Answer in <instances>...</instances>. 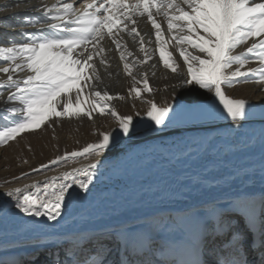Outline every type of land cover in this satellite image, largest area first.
Segmentation results:
<instances>
[{
	"label": "snow or ice",
	"instance_id": "snow-or-ice-1",
	"mask_svg": "<svg viewBox=\"0 0 264 264\" xmlns=\"http://www.w3.org/2000/svg\"><path fill=\"white\" fill-rule=\"evenodd\" d=\"M43 15L55 22L39 24V28L54 31L33 34L26 42L23 36L20 41L15 38L8 41L5 36V46H0V61L7 64L0 67V73L6 74V79L0 80V88L8 93L5 97L0 92V100L5 103L18 102L5 109L9 115L4 117L0 144L16 139L25 131L39 129L53 118H92L94 113L115 116L119 127L127 135L132 128L133 117L120 116L112 107L111 102L122 100L123 96L96 90L100 76L94 57L99 58V63L107 68L108 59L102 42L110 41L120 53L123 71L133 78L134 86L129 89V94L141 98L142 89L136 87V83H142L144 91L152 92L147 72L143 73L140 81H136L133 75L134 67L146 65L156 52V49L147 46L150 44V40H145L147 34L141 35L137 28L142 18L150 22L155 30L159 59L163 66L183 77L181 87L192 85L188 91L195 92L196 86H199L214 94V98L200 102L199 98L181 92L175 106L166 104L161 107L152 100L146 101L150 106L146 116L155 125H196L209 115L224 116L226 112L227 117L242 128V122H247L251 110L256 107L246 99L227 95L225 89L234 87L241 82V78L249 76H254L255 82L264 84V0H83L79 8L74 7L72 2L55 0L51 6L44 5ZM157 17L166 20L170 39H165L164 29ZM27 23L31 24L32 21L28 20ZM123 33L132 37L133 41L138 40L142 58L137 56L129 62L133 53L127 50ZM250 39L253 42L245 52L235 53L240 45ZM171 41L176 42L186 72L180 70V65L168 50ZM249 56L258 60L259 67L242 71L249 63ZM233 65L238 67L233 69ZM151 67L155 68V65ZM17 73L27 75L18 77ZM185 99L187 103L183 102ZM110 142L111 133L106 132L99 143L88 144L79 152L65 153L50 163L78 156H99ZM95 169L94 162L86 168H74L60 176L46 178L43 183H30L9 190L6 196L14 200L12 207L23 213L57 221L66 197L71 198L73 194L69 190L73 185H78L85 192L89 191ZM253 211L249 196L242 193L226 208L211 206L203 211L188 210L161 222L158 227L174 237L170 244L179 253L170 264H235L228 259L230 255L239 257L240 264H247L246 259L241 257L247 234L240 232L236 224ZM259 217L260 246L264 248V197L260 202ZM225 228L226 231L223 230ZM117 231L120 234L121 230ZM151 231L152 225L149 224L137 234L143 237L146 252L153 251ZM135 239L134 235L124 236L123 251L117 249V258L112 264H138L132 255L136 249L131 242ZM213 253L215 258H210ZM92 254L99 256L101 252L93 248ZM220 256L225 259H219ZM99 264H108V257L105 256Z\"/></svg>",
	"mask_w": 264,
	"mask_h": 264
},
{
	"label": "bare ground",
	"instance_id": "bare-ground-1",
	"mask_svg": "<svg viewBox=\"0 0 264 264\" xmlns=\"http://www.w3.org/2000/svg\"><path fill=\"white\" fill-rule=\"evenodd\" d=\"M62 2H72L74 7L79 8L83 0ZM53 3L55 0H0V46H5V36L8 41L13 38L20 41L23 36L26 42L33 34L41 35L54 31L38 26L55 22L43 15L44 5L51 6ZM28 20L32 23L28 24ZM157 21L164 29L165 39H170L171 33L167 31L166 20L157 17ZM137 28L141 35L147 34L145 40H150L147 46L156 49V52L146 65L134 67L133 75L136 80L142 77L144 72L148 73V78L153 76L156 67L160 68L162 63L159 59L155 30L150 22L142 18ZM122 36L123 42L127 44V50L133 53V57H129V62L137 56L142 58L138 40L133 41L126 33ZM252 42L250 39L240 45L235 53L245 52ZM102 43L106 50L108 65L106 68L104 64L99 63V58L94 57L100 76V80L96 82V90L101 92L106 90L116 96L118 87L126 85L130 76L123 71V62L119 59L120 53L115 46L107 40ZM168 50L174 57L176 56L174 59L180 62V70L186 72V65L182 62L175 41L170 42ZM248 58L249 62L254 60L252 56ZM153 64L155 68L151 67ZM4 66L7 64L0 61V67ZM244 69L251 67L245 66ZM3 75L0 73V77ZM178 77L183 79L182 76ZM187 87L191 89L193 86ZM198 87L196 86V89ZM238 89L233 94L226 90V94L233 98L237 95L238 98L248 100L251 105H260L261 98H264V91L253 98L257 90L255 87L246 91H242L241 87ZM175 90L179 89L176 87ZM209 98H214V94H203L199 101L207 102ZM216 102L219 104L218 100ZM1 103L5 102L0 100ZM94 116L98 119L97 114ZM133 117H137V109H134ZM152 122L145 116L144 125ZM242 124L244 125L242 128L238 127L230 117H227L226 112L224 116L212 114L196 125H171L169 132L162 130L161 133L136 138L125 146L115 147L105 159L93 161L96 163V169L89 191L85 192L78 185H73L69 190L73 193L71 195V198H74L73 203L71 202L69 207H63L57 221L48 220L46 216L29 215L12 207L14 200L7 197L6 192L30 183H43L46 178L60 176L74 168H86L92 163L42 174L15 184L0 185V247L15 245V242L21 241L23 237L24 242H37L36 247L42 250L43 244L49 242L59 246L70 237L78 240L83 237L90 239L104 232H115L121 242L127 235L142 238L140 243L145 248L143 237L137 234L151 224V238L165 242L176 258L179 253L170 244L174 237L158 227L161 222L167 221L169 217L182 215L188 210L200 211L211 206L219 208L222 205L228 206L243 193L249 196L254 211L243 218L244 226L241 232L247 234V241L245 240L244 248L241 250V257L246 259L247 264H262L264 248L260 246L259 205L264 197V118H248L247 122ZM114 132L118 139L123 141L126 135L119 126ZM130 158L136 160L134 170L126 168L127 159ZM71 198L66 197L65 201H70ZM217 228L219 230V225ZM117 230H121L120 234ZM252 236L259 243L257 247L249 245ZM147 253L152 255V251ZM228 259L240 264V258L235 255H230ZM24 263V254L20 256L10 253L8 256L7 264ZM156 263L154 260L153 264Z\"/></svg>",
	"mask_w": 264,
	"mask_h": 264
},
{
	"label": "rangeland",
	"instance_id": "rangeland-1",
	"mask_svg": "<svg viewBox=\"0 0 264 264\" xmlns=\"http://www.w3.org/2000/svg\"><path fill=\"white\" fill-rule=\"evenodd\" d=\"M190 51L193 50L190 49ZM173 58H176V56H173ZM175 60L178 64L180 63L177 59ZM255 61L258 60L254 58L246 66H250L251 68L259 67V62L255 63ZM236 67L238 66L233 65V69ZM242 71L246 70L243 69ZM17 76L19 77L18 74ZM2 79H6V74L0 77V80ZM141 79L142 77L136 81H140ZM255 80L256 78L254 76L241 78V82L236 83L230 89L226 88L225 91L227 90L233 94L240 87L242 91L255 87L257 89L253 97L255 99V95L264 91V84L257 83ZM148 81L150 87L153 89L152 92L144 91L142 83L135 84L136 87L142 89L141 98H136L134 95L129 94V89L134 86L132 77H129L126 85H120L118 87L116 95L123 96L124 99L113 100L112 107L116 109L120 116L131 115L133 117L134 109H137V113H139L136 118L133 117L132 128L123 141L119 140L114 132V129L119 126V121L111 114L106 113L105 115H100L99 113H94L98 115V119L95 118L94 114L92 118L86 116H81L80 118H53L39 129L25 131L18 135L16 139L9 140L6 144H0V185L15 184L21 180L38 177L42 174L63 170L79 164H90L95 160H103L115 147L125 146L136 138L148 137L157 132L161 133L162 130L169 132L171 130L170 126L163 127V125H155L154 122L144 125V119L150 107L146 101L152 100L161 107L166 104L175 106V102L180 97L181 92H186L189 97L199 99L203 94L210 93L208 90L200 89L199 87L195 91L196 93L188 91L189 88L187 85L181 87V78L176 73H172L170 69L165 68L163 63H161L160 68L159 66L156 67L155 74L150 76ZM176 87L179 89L178 91H174ZM0 92L6 95L8 94L3 88H0ZM234 98H238V96L236 95ZM183 102L187 103L188 100L185 99ZM13 103L18 102L0 104V130H3L4 117L9 115L5 109L12 107ZM259 103L260 105H255L256 107L251 110L252 114L248 116L249 119L264 118V115H262L264 114V98H261V102ZM8 126L11 125L9 124ZM106 132L111 133V142L109 147L99 156L94 154L90 156H78L57 161L55 164L50 163V161L57 160L58 157L63 156L65 153L79 152L88 144L99 143L103 138V134ZM257 138L259 139V137ZM135 161V158L127 159V170L135 169ZM41 165H47V167L41 168ZM34 169H38V171H34ZM73 199L71 198L70 201H65L64 207L71 206ZM226 207L227 205L221 206V208ZM233 223L236 224V221L233 220ZM243 226L244 220L236 224V228L240 232ZM22 238L21 241L15 242V245L0 247V261H3V264L8 263L10 253H16L20 256L24 254V264H99V261L103 260L105 256L108 257V264H112V261L117 258V249L123 251V244L115 232H104V234L97 237L92 236L90 239L83 237L78 240L70 237L65 239L59 246L49 242L43 244L42 250L36 247L38 245L37 242H24L25 239ZM141 239L136 238L131 242V245H134L136 249L132 255L138 264H153L154 260L157 262L156 264H170L174 259L171 249L162 240L152 238L154 245L151 255V253L148 254L144 251V247L140 243ZM218 243L217 241L216 244L218 245ZM101 246L103 247L101 248ZM93 248L101 252V255L97 256L92 254ZM109 252H111V255H109ZM88 255L91 256L87 258ZM210 257L215 258V253ZM219 258L221 260L225 259L223 256Z\"/></svg>",
	"mask_w": 264,
	"mask_h": 264
}]
</instances>
